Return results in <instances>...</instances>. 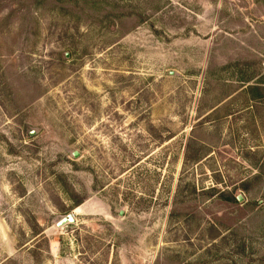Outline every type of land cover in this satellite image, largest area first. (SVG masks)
<instances>
[{"label":"rangeland","instance_id":"374dc122","mask_svg":"<svg viewBox=\"0 0 264 264\" xmlns=\"http://www.w3.org/2000/svg\"><path fill=\"white\" fill-rule=\"evenodd\" d=\"M0 264H264V0H0Z\"/></svg>","mask_w":264,"mask_h":264},{"label":"water","instance_id":"95a60500","mask_svg":"<svg viewBox=\"0 0 264 264\" xmlns=\"http://www.w3.org/2000/svg\"><path fill=\"white\" fill-rule=\"evenodd\" d=\"M238 202L241 203L243 201L242 197H238L237 198ZM75 223V219H74V215H68L66 218H63L58 224L57 227L61 228L64 225L67 224H74Z\"/></svg>","mask_w":264,"mask_h":264}]
</instances>
